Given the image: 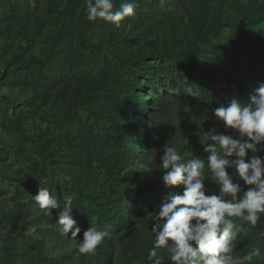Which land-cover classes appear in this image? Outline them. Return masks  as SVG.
I'll return each instance as SVG.
<instances>
[{"label":"rangeland","instance_id":"rangeland-1","mask_svg":"<svg viewBox=\"0 0 264 264\" xmlns=\"http://www.w3.org/2000/svg\"><path fill=\"white\" fill-rule=\"evenodd\" d=\"M121 2L113 0L116 9ZM153 2L139 0L135 15L116 28L108 22H89L84 0H0V264H151L147 252L153 240L152 211L162 198L152 199L140 215L139 202L104 170L129 185L134 179L155 187L161 184L160 147L168 141L186 160L205 156L194 145L208 143L204 131L214 117L208 99L190 108L178 106L179 100L193 96L173 91L192 88L183 68L163 86H144L140 77L143 87L132 89L122 77L120 62L143 56L152 62V52L187 53L198 35L228 30L231 24L264 38V0ZM230 38L231 32L225 31L222 40L229 57L201 54L216 78L198 71L195 95H208L214 88L227 103L238 94L222 77H236L248 92L264 80V68L258 69L249 51L230 44ZM96 51L107 57L105 67L87 66L84 76L73 79L71 70L86 66ZM127 96L139 102L130 104ZM13 102L14 108L5 104ZM124 106H129L132 122L131 152L111 117ZM85 119L93 125L92 132L81 127ZM78 152L92 157L91 167ZM40 186L61 202L72 198L73 216L82 228L76 240L62 235L58 209L45 212L36 205L32 195ZM77 191L91 204L117 213V226L107 231L110 235L95 255L77 251L83 230L97 227L93 213L76 201ZM235 222L241 227L235 255L259 246L262 254L251 264H264V238L258 236L264 223L252 228L239 219ZM159 254L168 264L169 249Z\"/></svg>","mask_w":264,"mask_h":264},{"label":"clouds","instance_id":"clouds-1","mask_svg":"<svg viewBox=\"0 0 264 264\" xmlns=\"http://www.w3.org/2000/svg\"><path fill=\"white\" fill-rule=\"evenodd\" d=\"M84 5L89 22H108L116 28L138 7L136 0H123L118 9L113 0H84ZM173 91L195 95L192 88ZM212 115V125L204 131L208 143H201L199 137L206 156L186 160L168 141L160 147V181L168 192L152 211L153 240L147 252L151 264H164L159 254L164 249L170 252L168 264H251L262 254L257 246L243 256L235 255L241 233L235 219L252 228L264 223V155H260L264 153V80L257 82L246 101L233 97L213 107ZM32 199L42 211L58 209L62 235L78 238L82 228L73 216L71 197L61 202L40 186ZM109 235L88 227L77 251L95 255ZM258 236L264 238V229Z\"/></svg>","mask_w":264,"mask_h":264},{"label":"trees","instance_id":"trees-1","mask_svg":"<svg viewBox=\"0 0 264 264\" xmlns=\"http://www.w3.org/2000/svg\"><path fill=\"white\" fill-rule=\"evenodd\" d=\"M138 3L139 0H136ZM153 5H156L155 0ZM225 31L231 32L230 44L238 43L239 47L244 51H249V57L252 59L257 65L258 69L264 68V38L252 35L247 29H243L240 25L231 24L228 30L224 29L223 31L210 32L205 35H198L196 37L195 47L193 50H190L187 53H172L170 51L164 53L152 52L150 54V59H154L152 62L147 61V56L137 57L133 60H122L120 65L123 68L121 72L122 77L125 78L128 87L135 89L144 86H163L166 82L171 81V74L176 72L180 74L181 68H183V74L187 79V83L194 87V85L198 86V82L196 81V77L198 76V71L204 70L210 74V78L213 80L216 78L214 76L213 71L206 69L204 66V60L201 59V54L207 53L212 55L211 57H229L227 56L229 53L228 44L224 43L222 37L224 36ZM62 36V34H61ZM59 36V37H61ZM79 40V39H78ZM82 43L79 41V45ZM156 60V61H155ZM107 62V57L105 55H101L100 52L96 51L87 63L86 66L79 65L74 67L71 70V76L81 78L87 73V66L91 68L98 67L99 69H103ZM62 75L60 74L59 77ZM141 79L143 83H141ZM221 81L228 85L230 90H234L238 95L237 98L240 97L241 101H246L250 92L246 90V87L240 83L236 77L234 76H225L221 78ZM229 95V92L227 93ZM101 94L96 95L97 99H100ZM133 97V95H132ZM131 96H127L129 103H134V101L139 102L138 99H134ZM236 97V96H234ZM208 99L211 107H218L222 100L218 98V94L216 89L212 88L210 94H200L193 95L191 97H187L185 100H179L178 106L181 108H190L193 103L201 100ZM243 99V100H242ZM7 107H15V103H5ZM147 109V107L145 108ZM117 116H112V123L117 132H119L120 136H123L126 142L130 143V147L128 149L133 151V146H131V142L133 139L132 132V122L130 121V109L129 106H124L119 108L116 111ZM118 118V120L116 119ZM81 127L84 130H88L89 132L93 131V125L88 119H85L80 122ZM195 149H198L201 153L206 156L204 152V146L194 145ZM80 153V152H78ZM81 154V153H80ZM83 161L87 166H92V157L88 154H81ZM100 163H98L97 169L100 171L101 169ZM104 175L111 179V181L125 190L129 196L133 197L139 202V207L137 212L142 215L147 211L149 204L152 202V199L157 198L158 196L162 199L167 195L168 190H166L162 183L158 184L155 187H144L138 184L134 179L131 181L132 185L127 184L122 177H116L114 173L110 170H104ZM164 189L161 191L160 189ZM76 201L79 203L80 207H85L96 217L97 222L96 226L99 229L110 231L113 230L117 226L115 222V217L117 216L116 211L113 208H102L100 206L91 204L88 201V196L82 191H77ZM172 193H169L171 195ZM135 210H131L134 212Z\"/></svg>","mask_w":264,"mask_h":264}]
</instances>
